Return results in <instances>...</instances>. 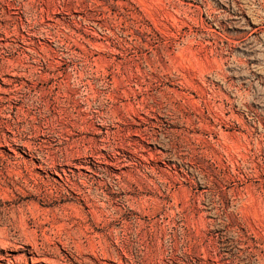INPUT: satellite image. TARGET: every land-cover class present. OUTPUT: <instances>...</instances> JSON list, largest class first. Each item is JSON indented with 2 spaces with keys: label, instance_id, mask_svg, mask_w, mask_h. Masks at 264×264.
<instances>
[{
  "label": "rangeland",
  "instance_id": "1",
  "mask_svg": "<svg viewBox=\"0 0 264 264\" xmlns=\"http://www.w3.org/2000/svg\"><path fill=\"white\" fill-rule=\"evenodd\" d=\"M264 264V0H0V264Z\"/></svg>",
  "mask_w": 264,
  "mask_h": 264
},
{
  "label": "bare ground",
  "instance_id": "2",
  "mask_svg": "<svg viewBox=\"0 0 264 264\" xmlns=\"http://www.w3.org/2000/svg\"><path fill=\"white\" fill-rule=\"evenodd\" d=\"M6 263L13 264V262H11V261H8V262L6 261Z\"/></svg>",
  "mask_w": 264,
  "mask_h": 264
}]
</instances>
